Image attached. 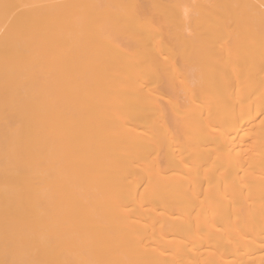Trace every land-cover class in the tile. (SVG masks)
Wrapping results in <instances>:
<instances>
[{"label":"bare ground","instance_id":"1","mask_svg":"<svg viewBox=\"0 0 264 264\" xmlns=\"http://www.w3.org/2000/svg\"><path fill=\"white\" fill-rule=\"evenodd\" d=\"M0 264H264V0H0Z\"/></svg>","mask_w":264,"mask_h":264}]
</instances>
